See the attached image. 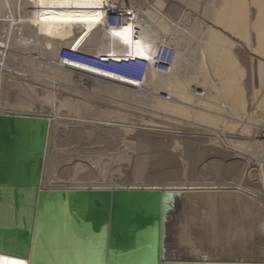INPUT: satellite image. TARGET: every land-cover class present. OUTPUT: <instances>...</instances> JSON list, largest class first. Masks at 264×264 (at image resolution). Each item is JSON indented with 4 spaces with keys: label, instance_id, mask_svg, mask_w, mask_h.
<instances>
[{
    "label": "bare ground",
    "instance_id": "obj_1",
    "mask_svg": "<svg viewBox=\"0 0 264 264\" xmlns=\"http://www.w3.org/2000/svg\"><path fill=\"white\" fill-rule=\"evenodd\" d=\"M135 2L0 0V114L47 121L29 263L264 264V109L252 110L264 99L256 102L253 92L247 102L243 80L254 70L264 89V0ZM112 6L129 9L132 23L107 29ZM193 11L190 29L185 22ZM161 36L175 48L174 62L166 73L151 70L140 87L58 62L63 47L150 59ZM73 73L91 79V93L68 88L58 99L54 81L73 82ZM17 87L23 95H5ZM54 122L78 134L104 128L118 143L148 138L152 148L159 132L177 154L155 151L148 162L145 156L130 162V150H119L112 169L96 155L80 157L77 147L67 155L57 149ZM95 144L86 151L99 153ZM30 147L37 151L41 141L31 139ZM68 161L69 177L58 172ZM128 164L131 171L122 168ZM86 168L98 174L89 180ZM176 168L180 181H153L175 177ZM12 208V187L0 184V227L16 224ZM24 209L16 213L17 225Z\"/></svg>",
    "mask_w": 264,
    "mask_h": 264
},
{
    "label": "water",
    "instance_id": "obj_2",
    "mask_svg": "<svg viewBox=\"0 0 264 264\" xmlns=\"http://www.w3.org/2000/svg\"><path fill=\"white\" fill-rule=\"evenodd\" d=\"M33 115L35 114L19 115L9 111L0 114V184H9L12 187V211L16 223L13 226L0 227V264H4L6 260L30 264L36 209L40 200L39 175L47 126L45 118ZM34 124L38 126L36 130L32 127ZM35 137L41 141V147L37 151L30 147V141ZM9 154L10 159L7 157ZM25 195L26 203L20 202ZM20 207L25 208V213L30 211L28 224L24 213L20 216L21 225H17L16 213ZM110 243L114 241L111 240ZM120 249L121 247H116V250Z\"/></svg>",
    "mask_w": 264,
    "mask_h": 264
},
{
    "label": "rangeland",
    "instance_id": "obj_3",
    "mask_svg": "<svg viewBox=\"0 0 264 264\" xmlns=\"http://www.w3.org/2000/svg\"><path fill=\"white\" fill-rule=\"evenodd\" d=\"M136 1H141V0H136ZM147 1H149V3L151 2L152 4H155V0H154V2H153V0L151 1V0H147ZM163 1H166V2H164V3H168V1L169 0H163ZM138 2H135V3H138ZM175 2V1H174ZM166 4L163 6V8H162V12H164V9L166 10ZM184 10H187V9H184ZM192 13V14H191ZM188 16H187V22H188V24H187V22H185V27H187V28H190L191 29V27H192V24H193V22L197 19L196 18V15L194 14V11L193 12H191ZM194 15V16H193ZM190 16H192V17H190ZM170 19H175L176 17L174 16V17H169ZM189 18V19H188ZM192 18V19H191ZM177 19L178 18H176V20L175 21H177ZM179 20V19H178ZM192 22V23H191ZM187 25V26H186ZM191 25V26H190ZM190 26V27H189ZM189 30V29H188ZM163 36H161V38H162ZM247 66H249V65H247ZM248 70H246V75L244 74V77H243V80H245L246 79V77H247V80L246 81H244L245 82V92H244V96H245V98H246V101L248 102V98H251V97H253V92H255L254 93V96L256 97L255 98V100H256V102H257V99L258 100H262L263 101V95H264V89L263 88H260V87H258V83H257V75H256V72L253 70V72H252V75H251V77H250V72H249V74H248ZM254 73H255V75H254ZM87 74V73H86ZM246 76V77H245ZM81 77V78H80ZM252 79H250V78ZM72 80H73V82H69V83H65L64 81H61L60 79L59 80H55L54 81V83H53V87H54V90L55 89H58V91H56V93H57V97H58V99H61V97L63 96L62 94H61V92L63 93V92H66V91H68V88H69V91L68 92H70V90L71 89H75V91L77 90H80V92H82V91H84V92H82V93H91V87H92V85H91V79L89 78V77H86V76H78V75H75V73H73L72 74ZM74 83V84H73ZM76 83V84H75ZM77 83H78V85H77ZM255 84V89H257V90H253L254 88H253V86L254 85H251V84ZM80 84H82V85H80ZM90 87V88H88V89H90V90H88V89H86L87 87ZM85 87V88H84ZM71 88V89H70ZM252 88V89H251ZM65 89V90H64ZM260 89V90H259ZM17 90V91H16ZM16 90H11L10 89V91L9 90H7V92L5 93V95L6 96H9V94L10 95H12V96H10V97H18V96H20V95H23V91H24V89L23 88H21V87H17L16 88ZM86 90H87V92H86ZM249 92H248V91ZM251 90V91H250ZM72 91V90H71ZM74 91V90H73ZM76 91V92H77ZM13 92V93H12ZM79 92V91H78ZM252 92V93H251ZM15 93V94H14ZM247 93H249V94H247ZM256 93H258L257 95H256ZM14 94V95H13ZM252 94V95H251ZM261 94V95H260ZM263 94V95H262ZM67 95V94H66ZM65 95V96H66ZM160 95H161V93H160ZM258 96V97H257ZM261 96H262V98H261ZM9 97V98H10ZM15 99V98H14ZM262 103V105H261V107H255V106H257V104L256 103H254V104H256V105H254L253 104V109L252 110H256L257 111V109L258 110H262V109H264L263 107H264V102H261ZM248 107H250V106H248ZM257 108V109H256ZM64 109V108H63ZM252 110H250V111H252ZM249 111V112H250ZM65 112V110H62V113H64ZM254 115V114H253ZM251 116L250 117V119L248 120L249 122L250 121H253L254 122V120H252V119H254L253 117H255L256 118V115L257 116H259V115H261V113L260 112H257V114L255 113V116ZM102 118L103 119H105V118H107V117H103L102 116ZM257 119V118H256ZM256 121V120H255ZM252 122V123H253ZM255 123V122H254ZM253 123V124H254ZM99 131V132H101V133H98V135H90V134H88L87 135V133L85 134H78L77 132H74V129L72 128V127H70V125L69 126H67L66 125V127H65V125H63V124H58L57 125V123L56 122H54L53 123V140H55L56 142H55V146H56V148L58 149V148H60V149H62V151L63 152H65V154L67 155V154H73V153H75L72 149L73 148H75V147H77V154L80 156V157H94L95 155L97 156H95L96 157V159H98V157H99V161H102V162H104V163H111V165H112V169H117L118 168V166H117V164H116V162H115V160H116V158H118L117 157V154H115L117 151H124V150H130L129 152H127L129 155H131V157L129 158V160H130V162L132 161V162H134V161H138L140 158H144V156H145V159H147L148 158V156L150 157V156H152V153L154 154V155H157V153L159 154V153H166V154H168V152L169 153H171V154H173V155H175V154H177V151L176 150H174L173 148L171 149V147H169V145L168 146H166V144H165V142H164V144H165V146H166V148L168 147V149H163V147L162 146H164V144H163V141L162 140H164L165 138V136L164 135H162L161 134V136H160V133L159 132H154L155 133V136H154V134H153V138L154 139H159V141L157 142L156 141V143L159 145L157 148H158V150H156L157 148H156V146H153L154 148H152L151 146V144H153V143H155V142H153V141H150V140H148V138H144V139H142L143 141L142 142H139V137H137V136H135V137H133V138H129L128 140H126V141H124V139H122L119 143H118V141H116V139H117V137H115V136H117V135H111L110 133H108V132H106L105 130H104V128H100V129H95V128H93V127H90L89 129L88 128H86V129H84V132H94V131ZM97 133V132H96ZM159 133V134H158ZM152 134H149V135H152ZM160 136V138H159V136ZM158 136V137H157ZM162 138H164V139H162ZM90 139V140H89ZM95 141V142H97L96 144H95V142H91V143H94L96 146H98V149L100 150L99 151V153L97 152V154H96V149L95 148H92V150H91V152H87L86 151V147H93V145L94 144H88V142L87 141ZM160 140H161V142H160ZM131 142H133V145H131ZM153 142V143H152ZM138 143L140 144H142V145H138ZM148 143H149V146H148ZM117 144V145H116ZM156 144V145H157ZM163 144V145H162ZM91 145V146H90ZM151 145V146H150ZM154 145V144H153ZM80 146H82L81 148V150H79L78 148L80 147ZM161 146V147H160ZM164 146V147H165ZM131 147H132V149H131ZM148 147H149V149L151 150V149H153V150H149L148 149ZM160 147V148H159ZM83 148H84V152L82 151L83 150ZM139 148V149H138ZM112 149H115L113 152H112ZM165 150V152H163V150ZM133 150V151H132ZM135 150H136V152L138 153V152H140V153H142V154H140V153H136L135 152ZM148 150H149V152L150 153H148ZM162 150V151H161ZM166 150H168V151H166ZM93 151V152H92ZM155 151H157V153L155 152ZM173 151V152H172ZM134 152L136 153V154H134ZM152 152V153H151ZM143 153H144V155H143ZM156 153V154H155ZM112 154V155H111ZM140 154V155H139ZM150 154V155H149ZM142 155V156H141ZM146 155H147V157H146ZM113 156H115L114 158H113ZM95 157H94V159H95ZM135 157V159H132V158H134ZM154 157V156H153ZM150 159V158H149ZM149 159H147L146 161L148 162V160ZM152 159V158H151ZM177 160H178V157L176 158ZM128 160V161H129ZM176 160V161H177ZM84 161H86V164L88 163L87 161V159L86 158H84L82 161H80V162H84ZM128 161L127 160H125V159H121V161H120V164L122 163V164H125V163H128ZM57 162H59V161H57ZM63 163H65V162H62L61 163V166L59 167V169H58V172H61V171H65V172H67V173H69V175H68V177L70 176V173H71V166H72V162H66L65 164H63ZM130 164V163H129ZM128 164V165H129ZM147 165H148V163H147ZM119 168H121V167H119ZM123 169H125L126 171H129L130 169H131V165H129L127 168H125V167H122ZM88 168H86L85 170H84V176L85 177H87L89 180H91L92 178H91V176H94V175H97L98 174V171L97 170H95V169H92V172L94 171V173L93 174H91V176L88 174ZM131 171V170H130ZM146 171H147V169H146ZM174 171L176 172V176L178 177H171V178H173L172 180H170L171 178H166V177H162L161 179H157V177L153 180V181H156V182H161V183H163V182H176L175 180H179V174H178V172H177V168H176V170L174 169ZM91 172V171H90ZM91 172V173H92ZM61 174V173H60ZM66 175V174H65ZM147 172H144V173H142V178L143 179H148L147 178ZM63 180V179H62ZM147 181V180H146ZM180 181V180H179ZM233 220V219H232Z\"/></svg>",
    "mask_w": 264,
    "mask_h": 264
},
{
    "label": "built area",
    "instance_id": "obj_4",
    "mask_svg": "<svg viewBox=\"0 0 264 264\" xmlns=\"http://www.w3.org/2000/svg\"><path fill=\"white\" fill-rule=\"evenodd\" d=\"M133 20L134 14L129 9L123 6H112L107 10L105 27L107 29L122 28ZM166 40L164 36L160 38L150 59L140 56L116 58L103 53L94 55L63 47L58 53V62L140 87L151 70L156 73H166L174 62L175 48ZM161 96L168 98L165 92H162Z\"/></svg>",
    "mask_w": 264,
    "mask_h": 264
},
{
    "label": "snow or ice",
    "instance_id": "obj_5",
    "mask_svg": "<svg viewBox=\"0 0 264 264\" xmlns=\"http://www.w3.org/2000/svg\"><path fill=\"white\" fill-rule=\"evenodd\" d=\"M95 6H98V4L97 5H95ZM4 264H22V262L21 261H18V260H12V261H4Z\"/></svg>",
    "mask_w": 264,
    "mask_h": 264
}]
</instances>
